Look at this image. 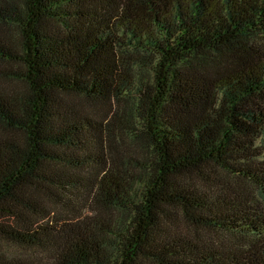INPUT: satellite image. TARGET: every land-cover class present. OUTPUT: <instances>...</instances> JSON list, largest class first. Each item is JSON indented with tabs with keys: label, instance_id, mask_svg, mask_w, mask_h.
Instances as JSON below:
<instances>
[{
	"label": "trees",
	"instance_id": "obj_1",
	"mask_svg": "<svg viewBox=\"0 0 264 264\" xmlns=\"http://www.w3.org/2000/svg\"><path fill=\"white\" fill-rule=\"evenodd\" d=\"M0 264H264V0H0Z\"/></svg>",
	"mask_w": 264,
	"mask_h": 264
}]
</instances>
